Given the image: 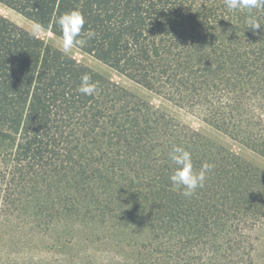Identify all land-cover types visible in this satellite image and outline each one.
Instances as JSON below:
<instances>
[{
	"label": "trees",
	"instance_id": "trees-1",
	"mask_svg": "<svg viewBox=\"0 0 264 264\" xmlns=\"http://www.w3.org/2000/svg\"><path fill=\"white\" fill-rule=\"evenodd\" d=\"M60 38L80 11L76 47L264 158L260 28L224 0H0ZM95 36L88 40L86 32ZM98 91H77L81 74ZM214 165L185 198L168 153ZM0 213L36 226L97 222L127 231L138 264H255L264 168L0 14Z\"/></svg>",
	"mask_w": 264,
	"mask_h": 264
},
{
	"label": "rangeland",
	"instance_id": "rangeland-1",
	"mask_svg": "<svg viewBox=\"0 0 264 264\" xmlns=\"http://www.w3.org/2000/svg\"><path fill=\"white\" fill-rule=\"evenodd\" d=\"M0 14L59 48L60 38L14 10L0 4ZM70 55L264 168L263 157L240 147L211 125L119 75L93 56L76 47ZM2 167L0 159V170ZM28 213V210L20 215L0 213V264H138L137 247L128 243L130 238L127 231H114L97 222L64 219L50 225L42 223L36 226L28 221ZM252 256L255 264H264V230L255 240Z\"/></svg>",
	"mask_w": 264,
	"mask_h": 264
},
{
	"label": "clouds",
	"instance_id": "clouds-1",
	"mask_svg": "<svg viewBox=\"0 0 264 264\" xmlns=\"http://www.w3.org/2000/svg\"><path fill=\"white\" fill-rule=\"evenodd\" d=\"M224 4L229 10L246 13L247 27L255 29L262 26L253 12L264 10V0H224ZM54 23L61 30L59 50L63 54L69 55L75 47H83L86 44L87 40L82 38L85 18L80 11L64 12L54 19ZM86 36L90 40L95 36V32L88 30ZM77 91L86 96H92L98 91L97 82L92 80L90 74H81ZM167 158L172 165L168 179L174 189L181 190L185 198L193 196L205 185L208 175L214 168L213 164L204 162L199 169H196L193 165L192 153L183 145L173 144Z\"/></svg>",
	"mask_w": 264,
	"mask_h": 264
}]
</instances>
